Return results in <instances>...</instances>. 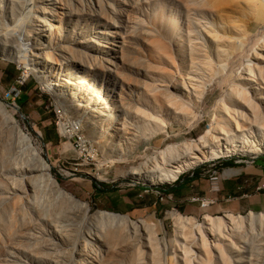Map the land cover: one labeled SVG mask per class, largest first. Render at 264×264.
Wrapping results in <instances>:
<instances>
[{"label":"rangeland","instance_id":"1","mask_svg":"<svg viewBox=\"0 0 264 264\" xmlns=\"http://www.w3.org/2000/svg\"><path fill=\"white\" fill-rule=\"evenodd\" d=\"M38 18L57 28L51 37ZM37 37L57 61L45 79L31 67ZM0 73V110L16 120L22 140L59 186L84 205L76 209L46 187L38 198H5L7 162L22 164L24 156L23 141L2 131L0 111V264H79L71 242L49 235L63 215L73 238L101 252L94 256L98 264H264V218L255 230L223 224L209 233L207 215L222 222L229 215L170 212L151 221L118 214L142 228L144 239H134L129 229L120 235L101 227L95 217L108 211L94 195V188L136 186L168 201L159 194L173 184L137 182L134 172L159 175L166 166L161 158L188 143L209 161L178 180L194 170L264 158L253 153L264 151V0H0ZM50 80L65 83L62 90L68 100L76 95L74 101L52 94ZM121 88L133 99L112 109L109 99ZM88 96L100 101L105 116L99 123L93 111L76 107ZM123 121L138 131L132 145L110 137V128ZM231 149L227 157L215 155ZM38 228V239L26 237ZM97 231L105 247L87 239Z\"/></svg>","mask_w":264,"mask_h":264},{"label":"bare ground","instance_id":"2","mask_svg":"<svg viewBox=\"0 0 264 264\" xmlns=\"http://www.w3.org/2000/svg\"><path fill=\"white\" fill-rule=\"evenodd\" d=\"M37 21L39 24L43 27L41 29V32L47 35L46 33H49L46 37L49 38L54 33V31L57 29L54 26L51 28V26L43 21L42 19L38 18ZM45 29V30H44ZM55 29V30H54ZM40 37H37L35 39V44L38 46L35 49L37 50V53L34 57V63L31 65L32 69L35 73H38V77L40 79L46 78V73H51L52 69H54V66H56L57 61L54 57V53L50 50H48V47H42V44L40 42ZM40 42V43H38ZM51 49V48H50ZM31 69V70H32ZM45 71V72H44ZM60 81V80H58ZM64 81V80H63ZM69 81V79H68ZM67 81V82H68ZM62 83V82H61ZM59 82H53V80L49 82L48 89L52 91L54 95L57 96L60 100L63 99L64 103L67 101H74V96L71 95L70 99L68 100L66 95L64 94L62 88L66 85L61 84ZM71 83V82H70ZM67 83V84H70ZM69 87V86H68ZM60 88V89H59ZM71 88V87H70ZM78 88V86H77ZM74 89V88H73ZM76 89V88H75ZM66 90V89H65ZM64 90V91H65ZM77 90V89H76ZM67 91V90H66ZM73 92V91H72ZM115 94L111 96L110 101V108H122L125 109L130 100L133 99V94L125 90L124 88H121L120 90H114ZM79 93V92H78ZM76 94V93H75ZM84 94V93H83ZM53 95V96H54ZM90 95V94H89ZM93 95V94H92ZM78 96V95H77ZM95 96V95H94ZM92 96V98L94 97ZM80 97V96H79ZM83 97L78 103V106L83 108L84 112L86 111H93L94 123H99L103 119L102 116H105L100 110V108H97L98 102L100 101L97 99V101L90 96ZM56 99V97H55ZM58 100V99H57ZM61 102V101H59ZM62 103V102H61ZM105 104V103H104ZM94 107V108H93ZM79 108V109H80ZM254 110V108H252ZM1 111V110H0ZM3 112V113H2ZM1 113L4 116L3 123L1 125L2 131H10L11 134L14 136H17L16 138L21 141L23 137H21L20 130L18 127V124L15 122L16 120L13 119L11 115H9L8 112H6L4 109L1 111ZM132 126L127 121H123L122 123H117L116 126L110 128V137L118 142L119 144H126V145H132L134 144V141H136L138 137V131H132ZM22 145L20 146V152L23 153L22 156H24V160L18 159V161H24L22 164H14L13 161L10 163L7 162L9 165L8 170L4 171L3 174V181L7 185V190H5V198H10V196H16L20 195V198H38L43 191V189L46 188H52L54 193L57 195V197L61 200H65L68 204H71L76 209H82L84 208L83 204H80L78 201H76L70 194L66 193L58 184V182L52 178V175L50 173V167L49 165L44 162V160L41 158V156L31 148V145L28 140L24 139L22 140ZM204 144V143H203ZM115 145V143H114ZM229 147L234 148L236 145L234 143L227 144ZM258 146V145H257ZM120 148H118L119 150ZM234 149L231 150H221L220 153L222 155H217V157H227L229 153H232ZM175 153H178L173 158V155ZM254 154H264V151L261 148H258ZM119 155L121 156L122 153L119 152ZM224 155V156H223ZM17 156V155H16ZM15 156V157H16ZM19 156V155H18ZM21 156V157H22ZM169 162H168V161ZM206 160L209 161V158H207L206 154L204 152H201L199 148H197L195 145L192 144H186L181 149L168 151L166 155H164L161 158V161L166 163L165 167H162L159 171V175L154 174V169H145L144 171H137L134 172L135 180L137 182H144L148 181L150 183H158V184H174L178 180V174L182 173L186 169H194L195 167L199 166L200 164L206 162ZM13 163V164H12ZM155 164L160 163V161L154 162ZM151 174V175H149ZM24 203V202H22ZM211 203V201H206V204H202L203 207L208 206ZM88 212L89 209H86ZM60 215V214H58ZM248 218L243 217L242 215L239 217H235L233 215L228 216V220L222 222L221 220L215 219L214 217L207 216V226L204 227L206 230L209 231V233L213 230H217V228H220L223 224H231L235 225L240 228L245 229H251L255 230V226H259L263 224V218H264V212L259 214L250 213L248 215ZM67 215H63L58 220H54V223L51 225V230L49 231V235L53 236L58 242H61L62 244L66 243H72L73 245V254L76 255L79 260V264H98V255H101V252L98 250L93 249L87 244L88 242H80L77 239L73 238V235L68 233V231L65 229V226L62 224H65ZM96 221L101 225V227L105 230L107 229H113L117 233L121 235V232H118L119 230H127V234L129 238H141L144 239L145 234L142 230V228H134L130 226L131 222L127 217L118 215V214H112L108 212H100L96 215ZM38 228V232L36 234L34 233H28L26 237L31 239H38V234L42 233V229ZM203 242H206V236L201 233ZM90 241H95L100 246L105 247V242L103 240V236L97 232L91 233L88 235V238ZM86 239V240H87ZM87 242V243H86ZM48 249H54L53 247L49 246V243L47 244ZM208 248V245H206ZM55 254V253H53ZM96 258H95V257ZM55 262V261H54ZM57 264V263H55Z\"/></svg>","mask_w":264,"mask_h":264},{"label":"crops","instance_id":"3","mask_svg":"<svg viewBox=\"0 0 264 264\" xmlns=\"http://www.w3.org/2000/svg\"><path fill=\"white\" fill-rule=\"evenodd\" d=\"M207 171L194 170L167 190H162L159 195L169 198L165 202L148 188L131 186L105 190L99 187L94 188L96 205L108 212L151 221L170 212L187 217H197L202 213L235 216L264 212V158L228 164L216 171L215 176H212V169ZM196 198H207L211 203L201 207L194 201Z\"/></svg>","mask_w":264,"mask_h":264},{"label":"built area","instance_id":"4","mask_svg":"<svg viewBox=\"0 0 264 264\" xmlns=\"http://www.w3.org/2000/svg\"><path fill=\"white\" fill-rule=\"evenodd\" d=\"M19 82V81H18ZM25 82V81H24ZM20 84H23V82H19ZM15 92V90L14 89H12L11 90V93H14ZM17 96V95H16ZM16 96H14V100H15V97ZM78 141H80V142H83L79 137H78ZM216 171H213L212 172V176H215L216 175ZM170 197H172L171 195H170ZM194 201H197V202H199L200 203V206L202 207V204H206V201H210V199H207V198H196V199H194Z\"/></svg>","mask_w":264,"mask_h":264}]
</instances>
